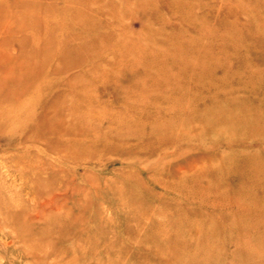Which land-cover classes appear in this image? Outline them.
I'll return each instance as SVG.
<instances>
[{
	"label": "rangeland",
	"instance_id": "1",
	"mask_svg": "<svg viewBox=\"0 0 264 264\" xmlns=\"http://www.w3.org/2000/svg\"><path fill=\"white\" fill-rule=\"evenodd\" d=\"M0 264H264V0H0Z\"/></svg>",
	"mask_w": 264,
	"mask_h": 264
},
{
	"label": "bare ground",
	"instance_id": "2",
	"mask_svg": "<svg viewBox=\"0 0 264 264\" xmlns=\"http://www.w3.org/2000/svg\"><path fill=\"white\" fill-rule=\"evenodd\" d=\"M19 4H20V5L23 4L22 1H21ZM82 17H83V16H82ZM95 23H96V22H95ZM223 43H224V42H223ZM118 45H119V44H118ZM221 48H222V47H221ZM224 48H225V47H224ZM77 49H78V48H76V50H77ZM218 50H219V49H218ZM85 51L87 52V51H88V48H87V49H84V51H83V50L81 51L80 49L77 50V52H80V53H81V52L84 53ZM221 51H222V50H221ZM211 52H212V51H211ZM213 52H216V51H213ZM207 54H208V53H207ZM215 54H216V53H215ZM215 54L212 53V55H215ZM221 54H222V53H221ZM208 55H209V56H212L211 54H208ZM203 56H204V55H203ZM206 57H207V56H206ZM79 58H83V56H80ZM75 59H76V58H75ZM32 60H34V63H36V65H37V63H39V60H35V59H32ZM130 60H131V59H130ZM190 61H191V59H190ZM192 62H193V61H192ZM184 63H185V62H184ZM190 63H191V62H190ZM194 63H195V62H194ZM200 63H201V62H200ZM188 64H189V63H188ZM193 65H194V64H193ZM179 67H180V66H179ZM193 67H194V66H193ZM201 67H203V66H201ZM203 68H204V67H203ZM207 68H208V67H207ZM208 69H209V68H208ZM208 69H207V70H208ZM210 69H211V68H210ZM188 80H189V79H188ZM223 85H224V84H223ZM217 87H219V86H217ZM220 88H221V86H220ZM216 89H217V88H216ZM194 95H195V93H194ZM194 95H193V96H194ZM190 96H191V95H190ZM190 96H189V97H190ZM220 97H221V96H220ZM56 103H57V102H56ZM192 119H193V118H192ZM188 120H189V119H188ZM183 123H184V122H183ZM243 193H244V192H243ZM258 204H259V202H258ZM231 224H232V225H235V224H236V221H232ZM172 226H173V225H172ZM183 229H184V228H183ZM183 229H182V230H183ZM184 231H185V230H184ZM183 238H184V237H183ZM183 238H182V241L175 242V243H172V244L169 242L168 245L161 246L159 249H166V248H167V249H169V251L174 250L175 252H176V251H179V252H180L182 248H184V247H187V248H188V247H189L188 244H184V240H183ZM202 240H203V239H202ZM197 241H198V240H197ZM206 241H207V240H206ZM202 242H203V241H202ZM197 243H198V242H197ZM197 243H195V244L193 245V246H194L193 249H196L195 247H197V246L199 245V244L196 245ZM161 245H163V244H161ZM187 245H188V246H187ZM207 245H208V243H207ZM207 245H206V246H207ZM157 246H158V245H157ZM191 248H192V246H191ZM198 248H199V246H198ZM189 249H190V248H189ZM187 253H188V254H187ZM187 253H185L186 255H184V259H189V258H190V255H189L190 253H189V252H187ZM181 256H182V255H181ZM181 256H180V258H181ZM178 258H179V257H178ZM178 258H177V259H178ZM182 258H183V256H182Z\"/></svg>",
	"mask_w": 264,
	"mask_h": 264
}]
</instances>
